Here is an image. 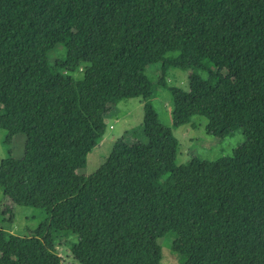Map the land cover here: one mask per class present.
Here are the masks:
<instances>
[{
	"label": "trees",
	"instance_id": "1",
	"mask_svg": "<svg viewBox=\"0 0 264 264\" xmlns=\"http://www.w3.org/2000/svg\"><path fill=\"white\" fill-rule=\"evenodd\" d=\"M59 46L66 55L50 65ZM137 57L161 64L158 83ZM171 68L191 72L188 92L168 86ZM125 84L142 97L148 143L115 142L82 177ZM157 85L174 129L202 117L208 136L241 131L245 142L178 166L179 143L151 105ZM0 129L25 137L23 159L0 164L5 199L47 215L30 237L0 229V264H60L54 241L69 235L80 264H161L170 233L183 264H264V0H0ZM75 137L69 165L59 148Z\"/></svg>",
	"mask_w": 264,
	"mask_h": 264
},
{
	"label": "rangeland",
	"instance_id": "2",
	"mask_svg": "<svg viewBox=\"0 0 264 264\" xmlns=\"http://www.w3.org/2000/svg\"><path fill=\"white\" fill-rule=\"evenodd\" d=\"M66 55V49L59 46L48 55L50 65L61 60ZM133 67L144 72L152 78L155 83L161 76V64L149 62L140 57L134 60ZM85 66H81L73 74L76 80L83 79ZM190 71H181L171 68L167 73L168 86H174L184 92L189 91ZM206 78L205 75H202ZM151 105L155 110L160 122L169 127L179 143L177 152V165H185L193 158L206 161H216L222 157L232 154V151L245 142L241 131H235L223 140H216L206 133L208 121L202 117H195L193 123L196 128L185 126L174 129L172 126V105L170 95L159 85L153 93ZM109 113L105 116L106 132L100 144L93 149L86 158V168L79 170L82 177L89 176L96 172L111 154L115 142L123 140L127 145L147 144L148 141L142 131V97L140 93L132 90L130 84L117 88L110 96L108 103ZM7 131L0 129V164L9 157L21 160L24 157L25 137L16 135L8 138ZM83 147V139L75 137L67 139L60 146L59 150L65 162L69 165L77 163ZM5 207H12V222L6 220L10 215L1 216ZM47 218L43 210L28 207L11 205L4 197L0 189V229L6 235L18 237H30L34 235L37 228ZM5 220V221H3ZM178 240L175 234H168L159 241L161 249V264H183L182 258L173 251V245ZM78 242V236H59L54 241L55 254L60 258V264H80L71 254V246Z\"/></svg>",
	"mask_w": 264,
	"mask_h": 264
}]
</instances>
